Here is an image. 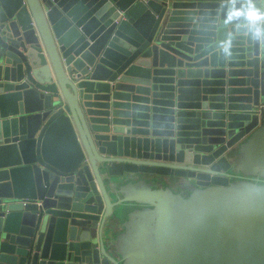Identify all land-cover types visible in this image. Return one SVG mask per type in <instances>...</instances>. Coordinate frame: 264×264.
Returning <instances> with one entry per match:
<instances>
[{
    "label": "water",
    "instance_id": "water-1",
    "mask_svg": "<svg viewBox=\"0 0 264 264\" xmlns=\"http://www.w3.org/2000/svg\"><path fill=\"white\" fill-rule=\"evenodd\" d=\"M262 100L264 0H0V264H264Z\"/></svg>",
    "mask_w": 264,
    "mask_h": 264
},
{
    "label": "built area",
    "instance_id": "built-area-1",
    "mask_svg": "<svg viewBox=\"0 0 264 264\" xmlns=\"http://www.w3.org/2000/svg\"><path fill=\"white\" fill-rule=\"evenodd\" d=\"M259 109H264V100H262L259 105H258Z\"/></svg>",
    "mask_w": 264,
    "mask_h": 264
},
{
    "label": "clouds",
    "instance_id": "clouds-1",
    "mask_svg": "<svg viewBox=\"0 0 264 264\" xmlns=\"http://www.w3.org/2000/svg\"><path fill=\"white\" fill-rule=\"evenodd\" d=\"M257 36H259V33H256Z\"/></svg>",
    "mask_w": 264,
    "mask_h": 264
}]
</instances>
